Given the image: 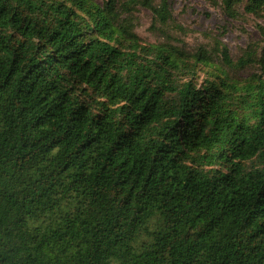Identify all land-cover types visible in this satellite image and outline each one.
Masks as SVG:
<instances>
[{
	"label": "trees",
	"instance_id": "16d2710c",
	"mask_svg": "<svg viewBox=\"0 0 264 264\" xmlns=\"http://www.w3.org/2000/svg\"><path fill=\"white\" fill-rule=\"evenodd\" d=\"M139 7L172 20L168 0H0V264H264V76L143 44Z\"/></svg>",
	"mask_w": 264,
	"mask_h": 264
},
{
	"label": "rangeland",
	"instance_id": "374dc122",
	"mask_svg": "<svg viewBox=\"0 0 264 264\" xmlns=\"http://www.w3.org/2000/svg\"><path fill=\"white\" fill-rule=\"evenodd\" d=\"M168 1L172 20L166 26L154 23L153 13L146 8L139 7L132 14L135 32L143 44H172L192 53L203 48L211 53L216 67L240 83L254 74L264 76V17L247 14L241 6L233 18L211 0ZM218 42L228 49L231 66L223 63L221 56L216 59ZM250 50L256 51L259 62L240 69L239 61Z\"/></svg>",
	"mask_w": 264,
	"mask_h": 264
}]
</instances>
